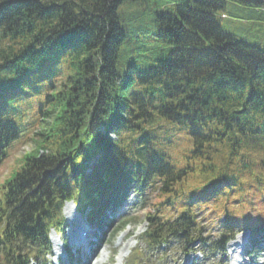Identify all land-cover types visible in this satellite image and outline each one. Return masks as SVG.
<instances>
[{"label": "trees", "instance_id": "16d2710c", "mask_svg": "<svg viewBox=\"0 0 264 264\" xmlns=\"http://www.w3.org/2000/svg\"><path fill=\"white\" fill-rule=\"evenodd\" d=\"M138 1L0 0V166L29 146L0 184V264H45L66 202L106 224L131 191L151 253L264 229V48L222 26L234 4L263 27L264 3L180 0L146 34L123 27Z\"/></svg>", "mask_w": 264, "mask_h": 264}, {"label": "rangeland", "instance_id": "374dc122", "mask_svg": "<svg viewBox=\"0 0 264 264\" xmlns=\"http://www.w3.org/2000/svg\"><path fill=\"white\" fill-rule=\"evenodd\" d=\"M180 0H149V3L144 2H134L130 6H126L123 9V14L126 17V21L123 23V27L128 32L135 31V30H143L146 34H152L156 32V26L153 23L154 12L159 9V7H169ZM236 5L230 4L227 9V18L223 19L222 26L223 29L231 34L232 36L242 40L250 45L259 46L264 48V26L258 28V22L254 18L249 19L253 11L248 9L244 11L246 14L238 15L239 13L236 12L237 9ZM237 7V6H236ZM239 18V20L232 19L233 16ZM22 152L15 151L14 156L8 161L7 165L3 170L0 171V183L6 176L7 172L11 170L14 164V158L19 157ZM125 207L119 209V212L123 213L125 210L126 213L133 209V212L130 217L125 218L124 220H136L137 224L130 225L127 228L123 229L122 231L118 230L117 227L108 228L106 233L104 234V241L101 246L97 249V253L94 254L93 258L91 259V263L95 264L99 260L104 259V264H118L121 263L122 256L124 257L122 264H130L132 256L134 254H146L145 251H140V247L142 245L138 244V240L140 235L146 230V223L143 220V214L138 212V209L133 206V202L130 200L127 202ZM63 214L66 218L67 222V231L65 232V237H68L70 234H76V224L78 220H80V212L77 209V206L73 203H67L64 206ZM73 216V220L71 221V217ZM81 221V220H80ZM71 224L73 226H71ZM78 225V224H77ZM72 229V231H71ZM71 231V233H70ZM247 230H243L241 233L235 236L233 243H229L226 247V253L224 254L226 260L224 262L222 256L216 254L212 256V259H206L203 257L202 253L198 254L196 257L197 264H215L216 262L219 264H264V241L262 238L264 235L261 233L259 234V242L261 246L257 249L258 251L252 253L251 255L245 254L242 248H230L231 244H241L242 246H247L249 248L252 242V238L248 239ZM139 237V238H138ZM214 237H211L213 240ZM51 241L53 244V255L57 256L59 251V247L62 246V241L54 232L51 234ZM234 244V245H235ZM59 245V246H58ZM208 247V246H207ZM199 247H195L194 249H198ZM210 248V246H209ZM230 248V249H229ZM175 247H171V250L168 251L166 257L164 258V264H174L173 260L179 257V254L174 252ZM136 251V252H135ZM260 252V253H259ZM56 256L52 257V263H56ZM140 262V260H138ZM183 261H181L182 263ZM224 262V263H223ZM141 264H153L150 261L143 262ZM155 264H162V263H155ZM187 264V263H185Z\"/></svg>", "mask_w": 264, "mask_h": 264}, {"label": "bare ground", "instance_id": "6f19581e", "mask_svg": "<svg viewBox=\"0 0 264 264\" xmlns=\"http://www.w3.org/2000/svg\"><path fill=\"white\" fill-rule=\"evenodd\" d=\"M71 221L75 222V220H73V216L71 217ZM84 231H86V233H88V235L90 234V230H87V228H85V227H84V229L77 230L76 239H74V242L78 243L77 245H80V246L87 245L89 237L85 238V237L82 236ZM232 247H234V246H232ZM95 264H104V259L99 260Z\"/></svg>", "mask_w": 264, "mask_h": 264}]
</instances>
